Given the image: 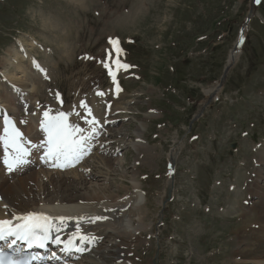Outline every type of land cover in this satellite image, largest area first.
Here are the masks:
<instances>
[{
  "label": "rangeland",
  "instance_id": "rangeland-1",
  "mask_svg": "<svg viewBox=\"0 0 264 264\" xmlns=\"http://www.w3.org/2000/svg\"><path fill=\"white\" fill-rule=\"evenodd\" d=\"M76 1L0 0V70L9 49L24 44L47 71L33 69L31 99L19 88L23 95L15 97L14 87L10 91V83L0 78V100L11 102L4 91L13 93L10 106L19 112V120L30 114L31 121L33 113L48 108L66 109L76 117L80 106L73 105L86 96L101 117L103 103L97 93H106L107 103L124 107L126 113L113 112L114 122L105 126L100 139L104 147L84 159L77 171L100 170L98 158L105 157L110 163L103 170L109 176L98 184L108 186L107 193L123 195L133 178L141 182L147 198L142 215L150 228L129 238L131 244L123 248L129 264H153L156 257L158 264H234L243 213L258 206V193H264V0L255 1L256 14L247 27L251 0ZM241 31L238 59L227 71L219 98L204 105V89L219 81ZM110 39L119 40L123 51L118 56ZM115 57L129 65L119 76L125 89L119 99L111 97L104 73L105 63ZM55 95L63 106L56 104ZM36 99L40 103L33 104ZM28 100L32 108L23 105ZM152 112L153 118L144 117ZM76 121L80 124L81 117ZM141 122L139 139L134 136ZM37 136L31 139L35 143ZM136 140L152 153L139 155L131 145ZM170 152L175 156L173 188L164 203ZM35 171L22 176L29 178ZM13 174L8 182L16 180ZM44 181V194L28 180L21 195L27 188L40 190L38 197L48 199L63 195L64 188L56 190L48 178ZM83 190L66 193L77 196ZM252 214L246 224L259 230L264 216ZM106 237L98 246L107 245L111 259L116 246L104 244L112 238Z\"/></svg>",
  "mask_w": 264,
  "mask_h": 264
},
{
  "label": "bare ground",
  "instance_id": "bare-ground-1",
  "mask_svg": "<svg viewBox=\"0 0 264 264\" xmlns=\"http://www.w3.org/2000/svg\"><path fill=\"white\" fill-rule=\"evenodd\" d=\"M78 1L80 0H77L76 3ZM82 1L83 0H81V2ZM255 14L256 13H254L253 15ZM41 22L44 26H46L47 23L45 20H41ZM242 39L243 33L237 38L234 47L230 50L228 54L227 65L225 66L226 69H228V67L234 66L235 62L237 61ZM20 50L21 51L19 53L14 47H11V49H9L7 57H4L5 63L3 62L0 73L2 74L4 79L8 83H10L12 87H14V89H22V91H24L23 94H26V96H28L27 98L31 99L29 95H31V93L34 94V89L36 86L35 84H33V82L36 80V78L35 76L34 78H31L29 76L34 73L32 67H36V64L34 62L35 59L29 56V53L23 45H20ZM25 60H27L29 64L25 65ZM10 67L14 69L10 70ZM118 68L119 67L116 66L113 71H117ZM30 69L32 71L29 73ZM35 69L41 71V73L44 71V68L42 66ZM219 83L220 80L216 81L215 84L208 87L207 89H204L205 102L206 100L209 101V99H211V101L218 100L219 94L222 90V86L221 84L219 85ZM121 91L122 90L117 92L116 96L119 97V93ZM12 94L13 93L4 91V98L11 99V102L7 103V101H0V114L1 107L4 108L6 105L10 109L11 113H16L14 112L16 108L14 109L10 106L12 104V99L14 100V98H11ZM123 96L124 93L120 96V98H122ZM78 105L79 104L77 102V106ZM115 110L122 114L126 113V109L124 107H114L112 105V113H110L109 115H112ZM144 117L153 118V112L152 114H145ZM36 118L37 115L34 114V116L31 117V121L27 119L29 125L25 128V131L26 134L29 133L30 136H35L36 134L39 135L37 127L34 126V124L32 123V121H34ZM14 119L16 120L15 117ZM111 119L112 118L106 119L105 121L107 122H105V124H111ZM69 121H72L70 116ZM82 122L83 121L81 120L80 124H82ZM113 122L114 120H112V123ZM141 125L142 122L141 124H138L135 129L134 137H137L139 139L142 136V131L139 128V126ZM102 135H105V133L101 132L98 137H101ZM35 142L36 141H32V143ZM38 143L39 142H37L36 144ZM131 145H133L134 149L138 151V153H140L139 155H141L142 152L144 153V151L151 152V150H148L147 147V150L143 149L142 145L140 144V141L138 140H136V142L132 141ZM103 147L104 145L100 140L99 143L96 142V144H92L91 151L92 149L99 150ZM104 149H107V147H105ZM91 151L89 152V154L91 153ZM105 151L107 152V150ZM40 153L41 149H31V154L28 157L29 163H27V168L35 166L39 168V170L35 171V174L33 172L30 173L28 175L29 178H26V176H22L23 173H21L19 175H15V181L8 182V176H5L3 170H0V219H9L11 218L12 214H25L29 211L43 212L52 217H70L71 219H68L66 221L65 226H63L65 227V229L61 230L62 233L66 232L62 235V238L67 237L66 240H68V238L71 237L76 231L77 224L80 225L82 233L95 238L92 240L85 241V244L83 246L78 245L76 243L75 245H73L74 252L71 253H65L60 251L64 244H59L55 248L57 251L56 260L48 264H129L127 256L125 257L124 255V249L126 248V245L129 246L131 244L129 238H134V236L139 235L140 231L150 228V224L145 222V218L142 215L147 198L145 191L140 185L141 182L133 178L131 189L123 195H114L112 193H107L108 186L99 185L98 183L100 181L107 180L109 176L108 172L103 170L108 169L106 166L109 165L108 163H110L108 162L109 159H106L105 157H97L99 159V161L97 162V167L100 168V170L92 169L93 167L89 165L91 167V171H88V169H83L84 167H80L82 168V170L78 172L77 170H79L81 161L67 168H58L53 167L52 162L49 163L48 161L46 162L45 160H41L39 156ZM168 158L171 165L175 156H173L172 152H170L168 154ZM83 159L87 160V157L85 156ZM44 162L46 164H44ZM41 163L44 165H42ZM56 168L57 170H53ZM102 175L104 177L102 179H99ZM46 177L49 180V184H52V187L56 186V190L64 188L62 189L63 195L56 199L43 198L46 185L44 180H47ZM28 180L36 182V187L42 189L43 194H40V197H38V193L40 192V190H36V192H33L32 188H27V192L23 191L25 193L21 195L20 192L22 191H20V189L24 190ZM170 180L171 179H169L168 183L170 185H168L169 187L168 189H166L165 192L166 195L169 194L168 190L172 185ZM63 185L65 186L63 187ZM89 186L94 188L92 192L86 190ZM76 188L84 190L77 196L71 195L70 193H66V191H68L69 189L71 190ZM258 196V201H260L258 202V206H251L249 210H245V212L243 213V223L245 224L243 226L244 228L241 227L242 229L238 230L239 233L237 234V242L240 243V246L234 254V264H264V224L259 225V230L256 228L255 225V227L253 226L252 229H249V225L246 224L247 221H251L254 217L252 214L253 211L254 213H258L259 215L263 214L264 216V193L259 192ZM5 206L7 207L5 208ZM96 216H106L108 218L103 220H95L93 222V218H95ZM81 217H83V219H80ZM258 217L256 218V220L258 219ZM57 223L59 222L57 221ZM67 226L71 230V232L66 231ZM108 234L109 238H112L110 240V243H108L109 240H107V242H104V244L107 243L109 246H116V255H114V258L111 257V259L108 255L111 250L109 251V253L108 250H105L107 245L105 246V248H99L98 246V244H100V241L104 237L107 238L106 236ZM135 240H137V238ZM78 247L83 248L84 250L76 251V248ZM84 258L85 260L83 261ZM77 259H80V261H78Z\"/></svg>",
  "mask_w": 264,
  "mask_h": 264
},
{
  "label": "snow or ice",
  "instance_id": "snow-or-ice-1",
  "mask_svg": "<svg viewBox=\"0 0 264 264\" xmlns=\"http://www.w3.org/2000/svg\"><path fill=\"white\" fill-rule=\"evenodd\" d=\"M110 43L115 47L117 55L123 49L119 47L118 39H110ZM111 55V54H109ZM114 63L118 67L128 68L129 65L122 64L119 59ZM109 67L107 63L104 65ZM114 83H116L115 72L109 71ZM117 92L120 91L119 84L116 83ZM102 95V93H97ZM80 107L85 110L81 117L88 127H81L79 123H71L70 112L56 111L51 109L43 112V119L40 127L45 134V138L38 144L28 140L16 122L9 117L4 118L3 131L0 133V144L3 146V164L9 172L29 163L28 157L31 149L43 150L41 160L51 161L53 167L67 168L79 163L91 151L92 142L97 139L102 131L100 121L92 114V109L85 101L80 102ZM77 116L80 113H76ZM107 122V121H105ZM26 145H28L26 147ZM7 206H5L6 208ZM106 216H96L95 220L107 219ZM70 217H52L43 212L29 211L25 214H12L11 219H0V264H33V261H44V257L29 252V249L38 247L45 249L49 241L55 244H64L60 249L62 252L71 251L73 239L88 241L94 237L84 234L80 225H76V231L67 241H61L57 234L53 237V232L59 233ZM80 219H83L81 217ZM57 221L59 223H57ZM83 248H76V251H83ZM56 253L52 252L50 259H55Z\"/></svg>",
  "mask_w": 264,
  "mask_h": 264
},
{
  "label": "water",
  "instance_id": "water-1",
  "mask_svg": "<svg viewBox=\"0 0 264 264\" xmlns=\"http://www.w3.org/2000/svg\"><path fill=\"white\" fill-rule=\"evenodd\" d=\"M250 12H252V6H251V8H250ZM226 71H227V69L225 70V72H224V74H223V76H222L223 78L225 77ZM154 264H156V262H155Z\"/></svg>",
  "mask_w": 264,
  "mask_h": 264
}]
</instances>
